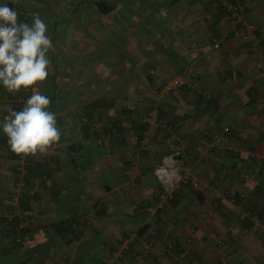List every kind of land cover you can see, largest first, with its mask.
<instances>
[{"label":"crops","instance_id":"1","mask_svg":"<svg viewBox=\"0 0 264 264\" xmlns=\"http://www.w3.org/2000/svg\"><path fill=\"white\" fill-rule=\"evenodd\" d=\"M35 1L29 0L28 8L42 13ZM170 1L161 6L172 10L163 16V24L132 29L135 37L152 43L147 50L139 48L135 60L126 59L116 76H106L113 83L101 98L106 105L92 101L74 115L62 105L61 158L49 147L50 152L36 153L29 161L46 166L49 177L33 178L23 186L19 167L5 164L10 160L0 153V218L18 217L19 228L26 231L12 235L0 225V264L1 259L2 264H61V259L63 264H264V223L251 218L247 227L243 219L235 221L232 211L242 212L240 205L223 192L228 187L249 198L261 188L264 195V0ZM48 2L57 7V0ZM233 6L235 13L229 11ZM126 10L122 16L135 18V11L140 17L138 10ZM130 27L107 34L121 35L125 43ZM214 41L219 48L213 47ZM98 42L88 44L93 56ZM173 75L184 81L174 96L159 95L148 86ZM123 81L142 84L115 92ZM94 89L90 84L91 97ZM70 91L61 90V96ZM147 98L158 102L157 117L149 118L150 108L143 105ZM225 128L229 133L215 146L214 136H223ZM70 146L80 153L73 154ZM174 154L181 156L176 162L185 182L176 190V201L161 205L154 169L164 156ZM220 159L231 169L227 180ZM216 163L223 175L215 172ZM254 164L259 168L249 183ZM3 177L8 180L3 182ZM187 179L202 187H183ZM241 184L248 185V194L239 191ZM14 185L28 196L30 209L24 214L13 198ZM75 206L89 210L83 225L92 229L98 222L103 226L99 233L61 235V221ZM102 210L104 216L97 219ZM145 225L148 229L140 234Z\"/></svg>","mask_w":264,"mask_h":264},{"label":"rangeland","instance_id":"2","mask_svg":"<svg viewBox=\"0 0 264 264\" xmlns=\"http://www.w3.org/2000/svg\"><path fill=\"white\" fill-rule=\"evenodd\" d=\"M28 1L29 0H6L7 3H12V7L16 9L18 13V21L31 23L33 15L38 14L48 26L47 34L51 37L55 45V51L51 56L52 65L50 67L49 77L45 82L39 85V89L43 94H47L54 98L56 108L58 109V111H55V113L57 119L60 120L62 116L61 112H63V109H61V107H63L62 105L69 107L73 113L74 111H77L83 107H88L89 103L92 101L96 102L97 100L101 99L106 95V86L113 84H110V82H107L105 79H108L110 76H116V72L120 73L124 68L123 63L127 61L126 59L135 60L134 58L138 56L140 49L147 50V45L150 44L151 40L148 41L146 39H140V37H135L136 34H133V32L131 33L132 29L145 30L149 26L150 30H152L153 27L155 28L163 24V22L167 20L163 16H170L172 11L165 8L162 9V7H167L169 5L167 1L170 0H130L129 4L127 3L128 0H85L87 2H91V4H88L87 2L86 4L84 0H57V7L55 3L51 5L48 0H34L38 7L40 6V9L43 10L41 13V10L40 12H37V9L33 10L28 8L30 4ZM100 1H106L110 4H113L114 11L107 16L98 14L94 6ZM170 2H172V0ZM149 4L153 6L150 7ZM33 5L35 4L33 3ZM51 6H54V8H50ZM125 8L129 10H138L140 12V17L137 16L138 14L135 11L131 13L136 14V17L134 16L135 18H133V16H127V14L122 16L121 14L123 13V10H126ZM159 8H161L163 11L162 13L158 10ZM20 14H22L23 18L19 17ZM127 23L129 26H131L130 36L128 39L126 38L125 41V43L129 42V50L125 48V43L120 41L121 35L111 36L110 34H107L108 30L111 31V29H115L116 31L120 32L123 26H128ZM62 35L63 37H60ZM152 36L154 37V34ZM78 37H81V43H78V41L75 40ZM111 37L113 40H111ZM61 39H63L64 42L60 41ZM94 41H99L97 45H94L97 48V56H93V52L95 53V51L93 49L91 50L88 45L90 43H94ZM118 42H120L121 45L123 44L122 49L119 47L120 43L118 44ZM162 45L161 47H163ZM249 50L252 52V49ZM141 52L143 51L141 50ZM95 56L96 58H93ZM141 60H143V56ZM106 76H108V78H106ZM173 76L163 80L159 85H157L158 82L151 81L149 82L148 86L152 90L157 91V93L159 92V95H162L161 90L163 85L173 78ZM129 77L130 76L126 77V79H129ZM134 77L140 78L139 76ZM81 80H88L90 83L82 82ZM79 81L81 82L79 83ZM90 84L95 85L96 88L94 89L95 96L92 97L88 93ZM141 84L142 83L138 81H123L117 83V86L115 85L113 90L115 92H120L129 86L138 88ZM148 86L145 87L148 88ZM68 87L69 89H72V91L68 92L66 96H61V90H67ZM19 93L10 94L3 88H0V120H2L3 117L9 114V112L12 110H20L28 96L31 94L30 90L28 92L21 91ZM176 94L170 93L172 96ZM128 100L131 101L132 99L129 98ZM143 105H146L148 108H150L152 115H150L149 118H153L155 116L157 117V107L159 104L158 102H155L154 98H147ZM79 117L81 118V116ZM86 121H89V119H86ZM77 123L81 124L80 122ZM57 126L61 128V124H57ZM227 133L229 132L227 131ZM224 140L225 135H223V141ZM50 147L53 152L47 150L44 153H40V155L42 156L43 154L50 152L55 154L54 156L61 158V136L60 139ZM33 156L34 154L27 157H21L17 163L15 161H7L5 164H15L16 168L19 167L18 172L22 173L24 165H26L33 158ZM41 156L39 158H41ZM54 159L55 157H52L51 161ZM219 163H221V166L216 163L215 169L218 166L221 169L223 168V174L225 180H227L228 174H230L229 170L231 169L230 167H227V164L224 163L223 160L220 159ZM219 167L215 170V172H218L219 175H221L222 171L219 170ZM258 168L259 167L257 164L255 167L252 166L250 168L251 172L248 173L249 183L255 180V173ZM260 168L263 170L264 166L260 165ZM0 170L3 171L2 169ZM12 176L14 175L12 174ZM17 177L20 178L21 174H19ZM6 180L8 179L4 177L2 178L3 182H6ZM225 180H222V183H227ZM192 184L193 182L188 181L187 179L186 183H184L182 186L193 187L194 189L202 187V183H197V186H193ZM1 185L2 184H0V187ZM12 188L14 189L13 198L17 199V203L20 198L21 191L18 190L16 185L12 186ZM217 188L219 189L218 186ZM237 188L239 191L243 190L242 193L245 194H248L250 191L248 185L243 186V184H241ZM61 210H63V213L67 211L64 210L63 207ZM232 212V216L235 217V221H238L239 219H243L244 222L246 221V215L243 212L239 210H233ZM91 219L92 218H90V220ZM86 220L89 219L82 217L78 219V224L76 226L77 235H81L83 233H99V230L103 228L102 225H99L98 222H95L92 224V229H88L83 225V223L85 224ZM252 236L254 237V241H256V237L254 235ZM43 247L44 244L41 246V248ZM101 260L103 261L104 259ZM2 262L3 261L1 259V264ZM61 264H63V259H61Z\"/></svg>","mask_w":264,"mask_h":264},{"label":"clouds","instance_id":"3","mask_svg":"<svg viewBox=\"0 0 264 264\" xmlns=\"http://www.w3.org/2000/svg\"><path fill=\"white\" fill-rule=\"evenodd\" d=\"M47 33L38 14L31 23L18 21L16 9L0 0V88L10 94L31 92L20 110L0 120V134L7 137L9 150L21 157L46 152L61 135L51 101L39 89L49 77L55 51Z\"/></svg>","mask_w":264,"mask_h":264},{"label":"trees","instance_id":"4","mask_svg":"<svg viewBox=\"0 0 264 264\" xmlns=\"http://www.w3.org/2000/svg\"><path fill=\"white\" fill-rule=\"evenodd\" d=\"M87 3L91 4V2H87ZM9 7H12V3L9 4ZM94 7H95L96 12L98 14L103 15V16L110 15L114 11V5L110 4L106 1H100V2L96 3ZM223 12H225V8L223 9ZM19 17L23 18L22 14H20ZM45 95H47V94H45ZM47 96L49 97V99L51 101L50 106H49L50 110L55 113V111H58V109L56 108L54 98L49 96V95H47ZM105 101H106L105 99H99L96 102H94L93 105L101 107L102 105H106ZM59 121H60V119H57V124L59 123ZM81 128H82V130L86 129V127L84 125H82ZM226 134H227V132L223 133V135H226ZM69 149L71 150V152H73V154L80 153L79 152L80 148L74 149V146H70ZM0 153H1V156H3V158L10 160V161L11 160L12 161H19L21 158V156H17L9 150V146L7 144V137L4 136L3 134H0ZM71 161H72V164L74 165V167L78 166V164H77L78 160L76 158H73ZM243 163H245V162H243ZM244 166L247 167V165H244ZM23 170H24L23 173H21V179H18L23 184V186H25V185L28 186L30 184V181H32L33 178L39 179L43 176H46V177L50 176L49 171L47 170V167L44 165L38 164V163L28 162L26 165H24ZM71 180H73V178H71ZM22 190L23 191L20 194L18 205L20 206L21 213L24 214L30 209V205H29V200H28V196L26 195L25 189L23 188ZM223 192H224V196L227 197V199L233 201V203H235L236 205H240L242 212L246 214V221L245 222H246L247 227H250L252 225V223L250 221L251 218H255V220H257L258 222L264 223V201H263L264 195L262 196V189L261 188H257V190L254 192V194L252 196L250 195L249 198L241 197L238 192H236V191L232 192L228 187L224 188ZM177 198L178 197H177L176 192H175L174 197L170 202L172 203V202L176 201ZM160 200H161V198H160ZM243 202H244V205H243ZM71 208L72 209H70V211H69L70 216L65 221H61V235L67 236V238H71L73 236L74 237L78 236L76 234V226L78 223V219H80L81 217L85 218V219H89V215H90L88 209L82 210L83 208L81 209V208H78L76 206L71 207ZM81 210H82V212H81ZM62 211L63 210H61V214H65ZM96 214H95L96 218L97 217L100 218L102 215L104 216L105 211L104 210L99 211V212L97 211ZM73 220L75 221V226H73V224H71V221H73ZM20 221H22V220H20L18 217H15L11 220H8L7 218H0V225H3L4 227L8 228L10 230V232L12 233V235H16L18 232H20L22 234L23 232L25 233L26 231H24V229L19 228ZM8 229H7V231H8ZM147 229H148V226L145 225L142 229H140L139 233L143 234Z\"/></svg>","mask_w":264,"mask_h":264},{"label":"built area","instance_id":"5","mask_svg":"<svg viewBox=\"0 0 264 264\" xmlns=\"http://www.w3.org/2000/svg\"><path fill=\"white\" fill-rule=\"evenodd\" d=\"M231 12L235 13L236 7H230ZM250 29V26L247 27ZM219 42L214 41L213 47L219 48ZM184 81L183 78L180 76H174L169 81L165 83L162 87L163 94H176L179 92L180 88L183 86ZM227 128L224 129V132H227ZM223 136L221 134L215 135L213 139V144L215 146H219ZM154 176L156 181L158 182L162 194L160 204L163 205L165 203L170 202L176 190L180 187V185L185 182L184 177L180 173L178 164L176 160L172 158L171 155L164 156L159 165H157L154 169ZM196 183H193V186H196Z\"/></svg>","mask_w":264,"mask_h":264},{"label":"water","instance_id":"6","mask_svg":"<svg viewBox=\"0 0 264 264\" xmlns=\"http://www.w3.org/2000/svg\"><path fill=\"white\" fill-rule=\"evenodd\" d=\"M171 156H172V158L174 160H177V159H179L181 157L180 155H177V154H174V155H171Z\"/></svg>","mask_w":264,"mask_h":264}]
</instances>
